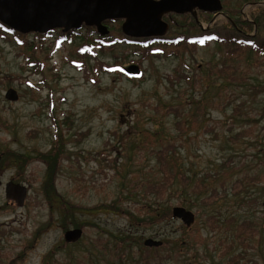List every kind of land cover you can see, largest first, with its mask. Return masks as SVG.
<instances>
[{"label": "rangeland", "instance_id": "obj_1", "mask_svg": "<svg viewBox=\"0 0 264 264\" xmlns=\"http://www.w3.org/2000/svg\"><path fill=\"white\" fill-rule=\"evenodd\" d=\"M222 3L208 20L204 11L167 14L164 36L195 34L187 15L202 30L226 23L224 3L249 22L264 9V0ZM121 22L99 44L86 29L72 43L59 31L26 34L33 49L0 35V264H178L180 243L190 249L194 239L211 250L200 248L199 264H264L263 57L234 60L214 42H156L162 52L146 55L123 42ZM230 63L239 68L223 70ZM132 64L139 77L127 73ZM10 88L18 100L6 98ZM55 146L66 155L55 174L59 199L46 188ZM169 146L190 181L147 196L137 185L161 180L154 151ZM10 181L28 189L22 207L6 198ZM174 206L196 214L191 228ZM73 228L83 236L69 243ZM147 238L163 248H147Z\"/></svg>", "mask_w": 264, "mask_h": 264}, {"label": "water", "instance_id": "obj_2", "mask_svg": "<svg viewBox=\"0 0 264 264\" xmlns=\"http://www.w3.org/2000/svg\"><path fill=\"white\" fill-rule=\"evenodd\" d=\"M222 0H0V22L22 34H44L61 29L68 32L83 25L95 26L100 34L109 33L105 21L122 20V31L133 38L162 37L169 28L164 16L169 13H190L197 19L198 12L222 13ZM128 74L140 76L137 65L127 68ZM6 98L18 100L14 88L7 91ZM2 156L0 155V161ZM2 180L0 178V187ZM7 199H13L19 206L25 204L28 189L25 185L8 182L5 185ZM174 218L181 219L191 228L196 222V214L184 206H174ZM83 236L81 228L69 229L64 238L73 243ZM146 246L159 247L162 240L147 238Z\"/></svg>", "mask_w": 264, "mask_h": 264}, {"label": "trees", "instance_id": "obj_3", "mask_svg": "<svg viewBox=\"0 0 264 264\" xmlns=\"http://www.w3.org/2000/svg\"><path fill=\"white\" fill-rule=\"evenodd\" d=\"M226 2V1H225ZM240 2L245 4H250L255 2V0H240ZM239 3V2H238ZM238 3L236 5H238ZM225 5V19L226 23H221V21L216 22L213 26H211L208 30H202L198 23L193 19L191 15H187L190 20L188 27L194 29L196 31L195 34H186V33H179L176 36H167V37H161V38H132L128 36H122L123 42H128L129 45H135L136 47H140L146 55L150 54H156L158 52H162V48L160 47H154L155 43L158 42L160 46H166L170 44L174 45H194V46H200V45H207L211 42H214L215 44H218L222 47H224L226 54L229 56V58L236 57L234 60L239 59L244 52H247L248 54H257V57H263L261 59L264 63V9L260 6V11L258 14L251 15V18L254 19V22H249L248 20L244 19L243 16L240 13L239 7L231 8L229 4L224 3ZM201 15L204 16L205 19H211V15L207 12H202ZM206 16V17H205ZM59 32L62 33L60 30ZM59 33V34H61ZM7 34H11L12 38L15 39V41L25 48L33 49L32 44L28 41V36L26 34H22L18 31H15L8 27L7 25L0 22V35L3 38H6ZM77 34L75 31H71L68 33L63 34L62 38L63 40L69 41V43L74 42L75 38L74 35ZM36 36L43 37L42 34L35 33ZM61 39V38H60ZM62 40V41H63ZM86 45L83 47H80L79 52L80 55L83 57L84 49ZM86 50V49H85ZM31 59V58H30ZM39 61V60H37ZM41 64V63H40ZM80 67L84 66V62L82 65H79ZM235 66V65H234ZM232 64L224 65L223 70H237L239 66L234 67ZM84 68V67H83ZM221 73H224L220 71ZM243 81H246V76L242 79ZM245 85V84H244ZM256 117H252V119H255ZM253 123V122H251ZM250 123V124H251ZM254 132V129L249 127L247 131L245 130L243 134H241L243 137H245V133L248 135L252 134ZM165 147L164 149L154 151V154L156 155L157 165H159V173L161 174V180L159 182H155L153 180H150L148 182H141L137 186L144 188L146 195L155 194L158 198H162L165 193L168 191L170 187H172L175 183L177 178H179V182L188 184L190 181V177L186 175L185 171L183 170L182 162L180 161V158H175V156L170 154H175V151L172 146ZM55 151H51V154L47 155L45 157L46 163H48V167L46 168V171L48 170V180L46 183L47 190L54 195L57 199L60 198V195L57 193V190L55 188V174L58 172V160L64 158L65 153L59 150L58 146H55ZM53 149V150H54ZM59 150V151H58ZM55 153V156H54ZM66 156V155H65ZM49 158V159H47ZM196 185L198 186V190L203 189L204 184L202 179L198 180ZM154 192V193H152ZM54 203H51L53 206ZM184 204V202H183ZM217 227H220L219 224ZM197 241L190 240V249H188L185 245H182L180 243L181 250L177 254L176 260L178 264H199L201 259L200 255V248L205 249V254L209 253L211 254V250L209 245L203 241ZM164 246V244H163ZM162 247H159L157 249H162ZM185 248L186 252L183 251ZM208 257L207 255H204V258ZM147 258V256H146Z\"/></svg>", "mask_w": 264, "mask_h": 264}, {"label": "flooded vegetation", "instance_id": "obj_4", "mask_svg": "<svg viewBox=\"0 0 264 264\" xmlns=\"http://www.w3.org/2000/svg\"><path fill=\"white\" fill-rule=\"evenodd\" d=\"M112 22H117V19L116 20H107V21H105V24H107L108 25V29H109V33H107V34H105V35H103V34H100L98 31H97V28L96 27H94V26H85V25H83L80 29H78L77 31H75L77 34H81L82 32V30L83 29H86V30H90L92 33H94L95 34V36H96V41H97V44H99L100 43V39L101 38H103V37H106V36H109L110 35V26H111V23ZM121 26H122V22H121ZM121 29H122V27H121ZM55 31V30H54ZM54 31H52V32H54ZM126 44H129L128 42H125ZM2 180V179H1ZM3 184H4V182L2 181V186H3ZM5 185H6V183H5ZM5 185H4V189H5ZM2 186L0 187V189H2ZM5 195H6V190H5ZM6 198H7V196H6ZM10 200H13V199H9V201ZM11 202V204H13V205H16L17 203L15 202V201H10ZM9 204V203H8ZM18 205V204H17ZM16 205V206H17ZM19 206V205H18ZM22 207V206H21ZM181 220V219H180ZM182 221V220H181ZM0 232H1V230H0ZM146 240V239H145ZM145 240H144V242H145ZM143 242V243H144ZM144 246H146L145 244H144ZM147 248H149V249H157V248H159V247H156V246H152V247H150V246H146ZM236 257H239V255H237ZM235 257V258H236ZM234 258V259H235ZM244 257L242 256V255H240V257L239 258H237V260L236 261H234V262H240L242 259H243ZM234 259H232V260H234ZM244 260H245V258H244ZM245 264H258L256 261H254L253 259H251V258H249V259H247V261H245Z\"/></svg>", "mask_w": 264, "mask_h": 264}]
</instances>
